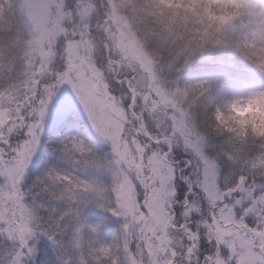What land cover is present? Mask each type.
Instances as JSON below:
<instances>
[{"label": "rangeland", "instance_id": "1", "mask_svg": "<svg viewBox=\"0 0 264 264\" xmlns=\"http://www.w3.org/2000/svg\"><path fill=\"white\" fill-rule=\"evenodd\" d=\"M19 6L30 33L18 45L24 57L21 93L16 88L0 94V264H87L80 218L99 202L92 184L49 178L50 205L26 201L40 189L27 183L30 173L39 170L47 142L73 114L88 128L98 157L79 156L82 165L70 171L95 175L111 187L127 264H198L200 245H209L212 254L214 239L237 264H262L264 230L249 232L238 213L241 206L250 208L247 222L264 224V150L252 157L230 154L196 123L187 105L195 91L148 84L154 55L123 14L113 10L92 26L98 11L89 0H19ZM34 77L33 104L19 108ZM18 131L25 133L17 141ZM222 165L231 176L238 168L260 181L246 190L240 178L239 193L224 192ZM48 215L54 217L51 228ZM217 264H226L222 255Z\"/></svg>", "mask_w": 264, "mask_h": 264}, {"label": "trees", "instance_id": "2", "mask_svg": "<svg viewBox=\"0 0 264 264\" xmlns=\"http://www.w3.org/2000/svg\"><path fill=\"white\" fill-rule=\"evenodd\" d=\"M76 1L79 3V0ZM89 1L94 3L98 11V16L91 18L89 22L92 26L96 23L103 24L104 20L109 17L108 14L115 10L121 15L123 14L126 20H131L140 42L144 44L150 55H154L155 61L159 59L157 53L161 50V47L168 50L166 58L160 63L156 62L153 69V78H149L148 84L157 82L162 87L175 85L178 88L188 89L190 84L211 81L215 82L213 91L219 94L221 98L225 96H245L252 89L264 88V72L246 63L240 51L228 45H216L203 49L192 58L183 70L177 72L175 69L178 67V63L176 61L180 58L178 54L181 53V49L190 47L189 38L186 35L187 25L190 22L187 17L183 21L175 17L168 19L163 13H159L150 7L151 0H129L127 4L121 1L112 3L110 0ZM221 1L213 0L217 4H220ZM240 2L237 8L241 10L252 8V5L248 4L246 0H240ZM161 3H168V0H161ZM138 4L144 5L143 11L137 7ZM257 4L264 7V0H257ZM73 9L74 6H72V13H74ZM19 10V0H0V94L8 89H16L23 78L19 69H22L24 57L21 55V49L18 45L29 38L30 30ZM73 23L79 26L82 22L77 19V21L73 20ZM181 24L184 26L183 29L179 28ZM173 25L177 27L174 28ZM92 30L94 34L96 32V36H100L99 38L103 40V36L98 34L96 30ZM202 32L204 38L211 39L216 36V33L209 28L208 24L202 26ZM221 33L224 37L237 42L246 38L243 26L237 27L227 19L222 21ZM183 54L186 55L187 52L185 51ZM102 55H104L103 51L101 52ZM57 68L60 69L59 66ZM36 79L38 78H31L29 85L27 84V92L24 96L20 95L19 108L21 106H27L28 110L31 108L33 102H30V98L38 85L34 84ZM23 83L25 84V82ZM20 88H17V92H20ZM187 105L194 110L197 118H195L196 123L203 133L211 135L208 131L209 121L206 114L205 100L201 99L199 93L193 92L192 95L188 96ZM249 128H252L257 139H247ZM148 129L151 134H155L149 126ZM241 129L243 136L234 140L229 138L222 141L214 135L215 140L222 143L230 154L235 153L241 158L252 157L254 153L264 150V144L260 143L259 140V137H264V130H261L259 126H253L251 123L242 124ZM24 133L18 131L15 140L18 141L24 136ZM89 135V130L83 121L77 118L76 114H73L69 122L51 136L54 142H47L41 156L39 170L31 172L27 182L32 185L37 183L40 189L38 191L34 190L35 195L30 198L27 195L26 201L35 203L36 200H40L41 204L48 207L50 201L54 199V194L48 190L49 187H52L49 178H53L59 184L69 183L70 186L75 182H81L82 179L91 183L92 188L99 195V202H96L94 207L83 210L80 218L81 244L87 264H127L123 233L118 223L115 222L113 215L115 204L111 187L100 181L95 175L84 178L80 174L70 171L72 168H79L82 165L77 160L79 156L86 158L85 160L98 157V155H94L96 149ZM79 139H83V142H79ZM240 141H243V143ZM177 157L180 161V154L177 153ZM229 163L226 160L222 164ZM226 166L228 170L222 165L223 169L220 174L222 176L220 187L224 192L238 188L239 193L243 189L242 182L239 181L240 178H244L246 190L251 189L250 187L257 185L260 181V179L242 173L234 167L236 174L231 176V169L228 165ZM52 219L54 217L47 216L46 228H51ZM212 248L214 260H211L212 254L209 252V245H200L198 253L200 252L201 261L198 264H211L212 261L217 264V260H220L221 255L224 262L229 263L228 252L218 244L216 239L212 241ZM102 249H106V251H102ZM207 256L211 257L210 262L205 259ZM213 262L212 264H214Z\"/></svg>", "mask_w": 264, "mask_h": 264}, {"label": "clouds", "instance_id": "3", "mask_svg": "<svg viewBox=\"0 0 264 264\" xmlns=\"http://www.w3.org/2000/svg\"><path fill=\"white\" fill-rule=\"evenodd\" d=\"M246 2L252 5V8L241 10L231 4H217L213 0H168V3L151 0L150 7L163 13L168 19L175 17L183 21L187 17L190 20L186 32L190 47L181 49V53L178 54L180 58L176 61L178 67L175 70L177 72L183 70L192 58L205 48L228 45L237 48L246 63L264 72V7L259 6L257 0ZM137 7L141 11L144 10L143 4H138ZM225 19L237 27L243 26L246 38L237 42L224 37L221 27ZM204 24H208L216 33L214 38H204L202 32ZM183 27V24L179 26L180 29ZM185 51L186 55L183 54ZM167 53L168 50L161 47L156 62L164 60ZM214 86L215 82L211 81L188 85L189 89L199 93L201 99L205 100L208 131L211 135L218 136L222 141L229 138L234 140L243 136L241 125L244 123H251L264 130V88L252 89L245 96L221 98L213 91ZM247 139H257L252 128L248 129ZM259 140L264 144V137H259Z\"/></svg>", "mask_w": 264, "mask_h": 264}, {"label": "snow or ice", "instance_id": "4", "mask_svg": "<svg viewBox=\"0 0 264 264\" xmlns=\"http://www.w3.org/2000/svg\"><path fill=\"white\" fill-rule=\"evenodd\" d=\"M255 193H253V196L255 197ZM249 205L251 202H248ZM251 214L250 208H244L241 206V211L238 213L239 220L248 228L249 232H256L258 229L264 230V224L258 222L257 224H249L247 222V216ZM261 235H264V231L261 232ZM102 251H106V249H102ZM229 264H237L236 258L232 257L229 261ZM262 264H264V261H262Z\"/></svg>", "mask_w": 264, "mask_h": 264}, {"label": "water", "instance_id": "5", "mask_svg": "<svg viewBox=\"0 0 264 264\" xmlns=\"http://www.w3.org/2000/svg\"><path fill=\"white\" fill-rule=\"evenodd\" d=\"M136 118H137V116H136ZM145 133L147 134V136H148V138L150 139V140H152V141H155L153 138H152V136L148 133V131L145 129ZM167 140V139H166ZM162 141V140H161ZM170 142V141H169Z\"/></svg>", "mask_w": 264, "mask_h": 264}]
</instances>
